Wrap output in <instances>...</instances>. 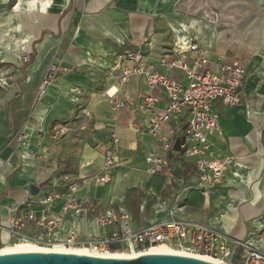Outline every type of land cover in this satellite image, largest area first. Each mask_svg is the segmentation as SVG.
Returning <instances> with one entry per match:
<instances>
[{
  "label": "crops",
  "instance_id": "crops-1",
  "mask_svg": "<svg viewBox=\"0 0 264 264\" xmlns=\"http://www.w3.org/2000/svg\"><path fill=\"white\" fill-rule=\"evenodd\" d=\"M161 1L0 0V45L9 48L10 39L4 38L15 28L21 41L13 54L32 51L29 63L16 70L15 85H6L9 90L0 106V221L5 226L14 213L31 210L39 216L55 215L74 200L94 212L86 219L70 213L60 237L73 221L82 234L97 235L95 216L124 207L134 230L186 220L222 233L238 255L236 241H249L264 251V120L248 119L243 105L213 104L222 135L208 136L211 147L206 157H232L235 165L219 183L206 186V195L197 187L199 175L183 150L169 153L170 172L150 175L146 171L145 154L154 145L148 134V114L140 108L139 99L149 90L142 76H132L124 85L120 76L123 66H133L124 55L140 52L150 70L186 82L181 72H168L160 65L162 57H174V30L184 24L175 25L160 7ZM11 19L17 22L14 28ZM208 56L213 70L224 62ZM50 65L67 71L60 72L38 99ZM107 91L126 103L117 114ZM152 96L162 110L165 91L157 88ZM171 126L181 137L186 118L174 119L165 130ZM113 135L120 140L119 163L110 170V182L100 184L95 177ZM23 137L25 145L20 142ZM69 185H74L73 190L68 191ZM131 190L140 196L133 210L125 202ZM56 191L64 197L51 210L37 204ZM23 203L30 206L22 207ZM149 211L154 214L149 216ZM13 240L7 227L0 230L1 248Z\"/></svg>",
  "mask_w": 264,
  "mask_h": 264
},
{
  "label": "built area",
  "instance_id": "built-area-1",
  "mask_svg": "<svg viewBox=\"0 0 264 264\" xmlns=\"http://www.w3.org/2000/svg\"><path fill=\"white\" fill-rule=\"evenodd\" d=\"M176 34L174 57H162L160 65L168 72H181L186 82L178 81L165 73L150 70L144 63L140 52H127L124 58L133 62V66L121 68L120 84L124 85L132 76H142L149 90L148 95L139 99L140 108L148 114V134L153 138L154 148L145 154L146 171L150 175L170 172L168 155L174 151L177 132L171 124L174 119L186 118V127L181 137V148L188 158L193 160V166L198 173L199 189L206 195V186L219 183L235 165V159L225 157L208 159L206 157L211 143L208 136L221 134L219 114L214 111L213 104L221 102L227 107H239L244 99V82L248 75L246 66L232 60L221 63L216 70L209 67L208 52L203 49L197 38L192 36L185 24H179L174 30ZM27 61V60H26ZM67 68L50 65L39 86L38 99L53 84L56 76ZM162 88L167 96V102L162 110L157 108V98L152 92ZM111 100L112 111L117 114L125 108L126 103L116 97L115 93L106 92ZM61 133H64L61 130ZM25 145L24 137L20 140ZM120 140L112 136L111 144L105 152L104 162L96 182H110V170L118 165V149ZM160 149V151L158 150ZM74 185L68 186V191ZM64 195L52 192L37 201L46 211L51 210L54 203ZM30 206L23 203L22 207ZM17 211V210H16ZM15 212V211H14ZM94 209L85 203L68 200L55 215L48 213L41 216L33 211H20L12 214L7 220V226L0 221V230L7 227L16 243L30 242L38 246L63 248L82 247L98 253L107 252H146L152 247L170 245L181 249L190 255H203L228 264H264V251L255 247L249 241H236L240 249L236 254L228 244L229 240L216 229L186 220H170L145 226L134 230L127 210L122 207L97 214L94 218L99 233L84 235L77 221L72 222V228L60 237L64 231L65 220L71 213L74 217L86 219ZM239 259V260H238Z\"/></svg>",
  "mask_w": 264,
  "mask_h": 264
},
{
  "label": "rangeland",
  "instance_id": "rangeland-1",
  "mask_svg": "<svg viewBox=\"0 0 264 264\" xmlns=\"http://www.w3.org/2000/svg\"><path fill=\"white\" fill-rule=\"evenodd\" d=\"M160 7L175 25L184 23L189 33L197 35L201 47L214 60H238L247 65L249 90L242 103L245 115L253 121L264 120V0H162ZM11 20L15 25L12 27H16L17 22ZM4 39H10V44L8 49L0 45V106L9 90L1 84L7 81L14 86L16 70L29 63L32 54H13L21 41L17 29L9 30ZM147 214L153 215L154 211ZM14 244L15 240L6 246Z\"/></svg>",
  "mask_w": 264,
  "mask_h": 264
},
{
  "label": "water",
  "instance_id": "water-1",
  "mask_svg": "<svg viewBox=\"0 0 264 264\" xmlns=\"http://www.w3.org/2000/svg\"><path fill=\"white\" fill-rule=\"evenodd\" d=\"M178 138L174 151L181 152ZM1 249V245H0ZM0 264H218L209 260L174 254H144L134 258H101L72 253L18 252L0 254ZM230 264V261H228Z\"/></svg>",
  "mask_w": 264,
  "mask_h": 264
},
{
  "label": "bare ground",
  "instance_id": "bare-ground-1",
  "mask_svg": "<svg viewBox=\"0 0 264 264\" xmlns=\"http://www.w3.org/2000/svg\"><path fill=\"white\" fill-rule=\"evenodd\" d=\"M2 86L7 85V81L4 82V84H1ZM18 252H49V253H72V254H80V255H87L91 257H101V258H134L138 257L144 254H174V255H186V256H192L197 257L205 260H209L218 264H225L223 262H220L214 258H211L209 256H203V255H190L184 250L175 248L170 245H159L156 247H152L146 252H107V253H98L94 252L82 247H76V248H63L60 246H54V247H41L36 244L30 243V242H23V243H16L12 246H6L3 247V249H0V254L5 253H18Z\"/></svg>",
  "mask_w": 264,
  "mask_h": 264
},
{
  "label": "trees",
  "instance_id": "trees-1",
  "mask_svg": "<svg viewBox=\"0 0 264 264\" xmlns=\"http://www.w3.org/2000/svg\"><path fill=\"white\" fill-rule=\"evenodd\" d=\"M139 200H140V196L137 194V192L135 190H131L126 195V199H125L126 206L130 207L129 208L130 210H133L134 206L139 202Z\"/></svg>",
  "mask_w": 264,
  "mask_h": 264
}]
</instances>
